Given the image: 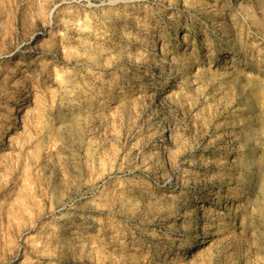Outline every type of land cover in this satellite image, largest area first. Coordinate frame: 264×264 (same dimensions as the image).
Instances as JSON below:
<instances>
[{
	"label": "rangeland",
	"instance_id": "1",
	"mask_svg": "<svg viewBox=\"0 0 264 264\" xmlns=\"http://www.w3.org/2000/svg\"><path fill=\"white\" fill-rule=\"evenodd\" d=\"M0 264H264V0H0Z\"/></svg>",
	"mask_w": 264,
	"mask_h": 264
},
{
	"label": "bare ground",
	"instance_id": "2",
	"mask_svg": "<svg viewBox=\"0 0 264 264\" xmlns=\"http://www.w3.org/2000/svg\"><path fill=\"white\" fill-rule=\"evenodd\" d=\"M43 33H45V32H43ZM46 33H48V32H46ZM24 44H26V43H24ZM17 48H19V47H17ZM16 48V49H17ZM37 53V50H35L33 47H29V48H27V49H25V50H23V53ZM34 53V54H35ZM20 57H22L23 58V56H20ZM18 62L19 61H17V63L15 64V65H17L18 64ZM22 72V71H21ZM21 72H19V70L17 71L16 70V72H15V75H22L21 74ZM19 82H17V84H18ZM25 84V83H24ZM27 84V83H26ZM28 85V84H27ZM23 88H25V87H27V86H22ZM166 90V89H165ZM22 91L23 92H26L23 96H22V104H20L18 107H16L15 108V118H13V119H15L16 120V124H15V127H17V128H23V121L25 120V117H26V114H25V111H26V107H25V105H24V103L25 102H28L29 101V96H30V94H29V90H26V89H22ZM17 121H22V123L23 124H21L20 122H18L17 123ZM18 132H15V130H14V134H17ZM5 135V134H4ZM6 148H7V146H6ZM9 149V148H8ZM227 197H229V195H227ZM200 206H204V205H200ZM199 249H201V248H199ZM138 250V249H137ZM203 252V250H199L197 253H194V254H191V255H197V254H200V253H202Z\"/></svg>",
	"mask_w": 264,
	"mask_h": 264
}]
</instances>
